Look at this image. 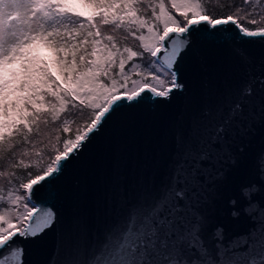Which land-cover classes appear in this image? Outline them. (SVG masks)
I'll return each mask as SVG.
<instances>
[{
	"label": "water",
	"instance_id": "water-1",
	"mask_svg": "<svg viewBox=\"0 0 264 264\" xmlns=\"http://www.w3.org/2000/svg\"><path fill=\"white\" fill-rule=\"evenodd\" d=\"M219 27L228 31L201 23L183 37L173 35L169 46L187 39L171 68L182 87L168 97L146 90L142 99L119 101L60 171L26 192L55 219L35 237H15L21 264H90L110 232L133 212L142 219L172 189L186 192L176 227L198 217L200 238L213 255L217 245L237 241L234 251L245 252L260 238L264 38H241L231 24ZM238 102L242 107L233 112Z\"/></svg>",
	"mask_w": 264,
	"mask_h": 264
},
{
	"label": "snow or ice",
	"instance_id": "snow-or-ice-1",
	"mask_svg": "<svg viewBox=\"0 0 264 264\" xmlns=\"http://www.w3.org/2000/svg\"><path fill=\"white\" fill-rule=\"evenodd\" d=\"M261 2L243 0L235 13L214 18L207 12L205 0H168L171 8L185 21L181 24L168 11L164 0H0V157L12 147L10 137L20 135L27 142L31 133H38L41 122L48 123V116L55 122L70 108L77 109L78 114H82L84 109L91 112L90 123L79 129L74 139H65L62 150L56 147L60 142V137H56L55 143L51 145L56 151L54 158L41 173L30 177L27 183L22 182L20 188L31 194L35 186L43 187V183L62 169L83 141L89 139V134L120 107L119 101L142 99V93L146 90L153 96L168 97L173 88L182 87L177 83V74L171 68L187 46V39H172L169 46L167 42L173 35L183 37L192 26L204 23L224 32L228 29L219 26L235 25L241 38H264V28L249 30L240 23L251 14L241 15V12L250 5L258 7ZM77 4L91 11H77ZM141 4L151 9V18L142 14ZM249 22L257 23L255 19ZM101 26H113L114 32L123 29L139 40L143 50L154 58L164 53L163 58L157 61L160 68L156 72L163 69L165 73H170V84L157 74L152 77L156 81L155 85L133 81L134 87L128 89L125 65L141 54L127 46L121 49L116 37L104 35L100 31ZM142 30H146L147 35ZM88 44H91L90 53L85 47ZM82 49L78 65L76 54ZM42 50H47L54 57L53 66L57 68L66 87H61L57 79L53 78L51 66L39 55ZM69 52L72 57L70 63L67 59ZM60 53L64 55L60 56ZM88 56L92 59H86ZM117 60V76L124 80L123 84L110 74ZM139 68V65L134 64L130 71ZM101 77L110 82L104 83ZM121 89L123 95L120 94ZM250 91V88L245 89V92ZM16 92L25 95L16 96L11 102L10 114L7 97ZM46 96L53 99L45 100ZM241 107L242 103L238 102L233 112H238ZM71 123L74 120L63 121L64 132L70 131L68 125ZM23 154L29 155L27 151ZM36 156L41 159L34 165L21 160L11 167H39L43 162L42 153L37 151ZM261 163L264 164V160ZM5 175L8 173L0 171V177ZM185 196L183 189H172L142 219L135 212L130 214L123 228L116 233H109L105 246L98 255H94L90 264H264V232L245 252L234 251L241 247V242L237 241L229 248L217 245L213 255L200 238L198 217L186 226L177 228L176 223L182 211L178 202ZM23 199L11 189L8 191L7 201L10 205L18 207ZM4 200L0 190V264H21V250L15 243V237L37 236L52 224L55 214L50 208L37 207L31 199L24 204L23 213L14 212L11 206L7 209L2 207ZM173 200L177 203L172 204ZM29 203L31 207H28ZM13 215L21 226L13 223ZM215 235L223 239L220 230ZM243 242L247 243V240Z\"/></svg>",
	"mask_w": 264,
	"mask_h": 264
},
{
	"label": "trees",
	"instance_id": "trees-1",
	"mask_svg": "<svg viewBox=\"0 0 264 264\" xmlns=\"http://www.w3.org/2000/svg\"><path fill=\"white\" fill-rule=\"evenodd\" d=\"M165 5L168 8V11L176 16L181 24H183L185 21H183L182 17L179 16V13H177L175 10L171 8V5L168 3V0H164ZM206 4V10L207 12L212 15L214 18H220L221 14L224 16H227L229 14H233L236 12V9L240 7L242 4H239L236 0H205ZM264 0H262L260 6L253 8L251 5L244 9L243 12H241V15H245L246 13H251L250 15L246 16V19H242L240 23L247 27L249 30H256L260 26H263V24H259L258 19L260 15L264 14ZM79 6L78 4L76 7ZM142 14L145 17L151 18L152 11L150 8L147 7L146 4L140 5ZM157 13L159 12V9H156ZM255 19L257 21L256 24H252L249 21ZM134 30V29H133ZM163 30L162 28L160 29ZM100 31L104 35H113L116 37V42L121 49L124 46L130 47L133 51L139 52L141 55L138 57L133 58V60L128 61L125 65V72L128 73V80L126 87L128 89H131L134 87L133 81H136L138 83H142L144 85H155L156 81L153 80V75L159 74L161 79H165L166 75L169 73H165L163 69L160 70L159 73L156 72L157 68H160V65L156 63L154 60V57L151 56L150 53L145 52L143 48L140 46V41L135 39L133 36L128 35L126 31L123 29H120L118 31H113V26H101ZM144 31L145 35H147L146 30ZM140 33H137L139 35ZM126 37V38H125ZM90 45V52H91V44ZM39 55L44 59V61L51 66L52 76L54 79H57V82L60 83L61 87H66L67 85L64 83V80L59 77L57 68L53 66V60L54 57L50 52L47 50L40 51ZM63 53H60V56H63ZM127 54H125L126 58ZM69 63L71 62V53L69 52L67 57ZM92 59V57L90 58ZM119 61L117 60L116 65L112 67L110 70V74L113 76V78H116L119 80V83L123 84L124 80L120 79L119 76H117V73L119 72L118 67ZM139 65L140 68L137 70H132L133 65ZM11 66V65H10ZM151 69V71H149ZM137 71L140 72L139 75H137ZM65 76H67V73H64ZM104 83H109L110 81L106 79L105 77H101ZM120 94H123V89L120 90ZM19 95H25V93L22 92H16L11 93L7 97V102L9 103L8 112L11 114L12 107L11 102L15 100L16 96ZM40 97H37V100L39 101ZM45 100H51L53 99L50 96L44 97ZM91 118V112L89 109H84L82 114H78L77 109H69L68 113H64L60 116V118L52 122L51 117L48 116V123L44 124L41 122L39 124V131L38 133L34 131L31 133L28 137L27 142H25L24 138L20 135H15L13 137H10L9 143H11L12 147L8 148V150L3 154L2 157H0V171L8 173V175H5L3 177H0V190H2V194L5 197L4 202H2V207L7 209L10 206L13 208L14 212L23 213L24 212V204L28 202L26 198V191L22 188H20V184L27 183L29 178H34L36 174L41 173L42 169L47 166L48 163L51 162V159L54 158L56 155V151L51 147L52 143H55L56 137H60V142L56 145V147L60 150L63 149V141L65 139H74L75 136L78 134V130L82 129L86 123H90ZM65 119L74 120V123H71L68 125L70 131L64 132L62 124ZM27 151L29 155L25 156L23 153ZM39 151L42 153V164H40L39 167L30 166L25 168L23 165H21L18 168H13L11 165L18 163L19 161L23 160L25 164L34 165L36 161L40 160V157L36 156V152ZM12 190L15 195H19L24 197V199L20 202L19 206L16 207L14 205H10L7 201V195L8 191ZM28 207H31L30 204H28ZM13 223H17V226L19 223L16 220V216L13 215L12 217Z\"/></svg>",
	"mask_w": 264,
	"mask_h": 264
},
{
	"label": "rangeland",
	"instance_id": "rangeland-1",
	"mask_svg": "<svg viewBox=\"0 0 264 264\" xmlns=\"http://www.w3.org/2000/svg\"><path fill=\"white\" fill-rule=\"evenodd\" d=\"M236 1H237L239 4H243V0H236ZM254 2H255V0H253V3H254ZM263 6H264V5H263ZM76 10H77V11H86V12H90V11H91V9H85V8L80 7V6H77V7H76ZM261 17H264V14L259 16V19H258L259 24H263V23H264V19H262ZM259 28H264V25H263V26H260ZM85 47H86L87 51L90 53V45L88 44V45H86ZM82 52H83V49H82L81 51L77 52V54H76V60H77V64H78V65H79V55H80ZM90 58H91V56H88L86 59H90ZM165 77H166V78H165L164 80L168 81L169 84H170V82H171V75H170V73L167 74ZM166 86H167V85H166Z\"/></svg>",
	"mask_w": 264,
	"mask_h": 264
}]
</instances>
